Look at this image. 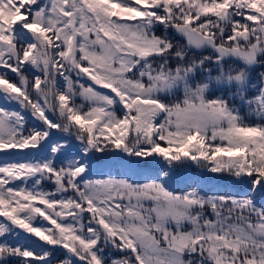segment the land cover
<instances>
[{"label": "snow or ice", "instance_id": "obj_1", "mask_svg": "<svg viewBox=\"0 0 264 264\" xmlns=\"http://www.w3.org/2000/svg\"><path fill=\"white\" fill-rule=\"evenodd\" d=\"M0 98V264H264V0H0Z\"/></svg>", "mask_w": 264, "mask_h": 264}, {"label": "trees", "instance_id": "obj_2", "mask_svg": "<svg viewBox=\"0 0 264 264\" xmlns=\"http://www.w3.org/2000/svg\"><path fill=\"white\" fill-rule=\"evenodd\" d=\"M4 104H5V102L3 101L2 98H0V106H3ZM49 186H50V184H47V183H45L43 185V187L45 188V190H51V189H48Z\"/></svg>", "mask_w": 264, "mask_h": 264}, {"label": "rangeland", "instance_id": "obj_3", "mask_svg": "<svg viewBox=\"0 0 264 264\" xmlns=\"http://www.w3.org/2000/svg\"><path fill=\"white\" fill-rule=\"evenodd\" d=\"M52 188V186L50 185L49 187H48V189H51Z\"/></svg>", "mask_w": 264, "mask_h": 264}]
</instances>
